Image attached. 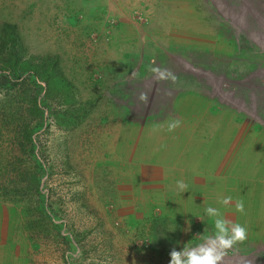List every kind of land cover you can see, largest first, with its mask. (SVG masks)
<instances>
[{"label":"crops","instance_id":"1","mask_svg":"<svg viewBox=\"0 0 264 264\" xmlns=\"http://www.w3.org/2000/svg\"><path fill=\"white\" fill-rule=\"evenodd\" d=\"M214 9L209 0H37V10L76 17L100 39L98 54L107 57L115 89L123 82L118 72L135 73V101L153 89L146 109L136 108L133 99L121 109L120 95L105 96L96 139L103 177L97 189L106 205L117 206L119 233L132 237L122 243L132 264H171L167 249L181 252L203 242L214 233L207 207L247 227V239L235 246L243 255L256 245L264 248V124L226 108L188 73H250L262 66L264 50L232 33ZM153 60L178 81L154 80L148 71ZM172 118L182 125L168 132ZM154 124L161 130L154 132ZM180 180L188 186L184 193L177 189ZM225 197H232L227 206L220 203ZM237 200L245 214L236 211Z\"/></svg>","mask_w":264,"mask_h":264},{"label":"rangeland","instance_id":"2","mask_svg":"<svg viewBox=\"0 0 264 264\" xmlns=\"http://www.w3.org/2000/svg\"><path fill=\"white\" fill-rule=\"evenodd\" d=\"M209 1L232 33L264 50V0ZM45 11L37 0H0V264H132L122 244L131 236L119 233L123 218L97 189L103 177L96 139L104 97L120 95L116 105L131 106L135 75L116 73L123 82L115 89L107 57L98 54L100 39L78 18ZM260 59L250 73H188L226 108L264 124ZM263 257L262 246L248 255L234 248L223 264H264Z\"/></svg>","mask_w":264,"mask_h":264},{"label":"clouds","instance_id":"3","mask_svg":"<svg viewBox=\"0 0 264 264\" xmlns=\"http://www.w3.org/2000/svg\"><path fill=\"white\" fill-rule=\"evenodd\" d=\"M148 71L153 74V78L157 82L170 81L175 84L178 81L175 73L167 68L157 66L155 60L148 66ZM138 99L146 106L149 100L148 93L140 92ZM181 125L182 121L180 119L172 118L167 122V131L174 132ZM161 128L162 125L160 124L153 125L154 132L161 130ZM187 187L184 181H177V189L180 193L186 192ZM231 201L232 197H225L220 203L227 206ZM235 209L237 212L245 214L243 200L235 202ZM205 212L210 218H214V233L205 235L203 242L195 246H185L181 252L173 250L171 252V264H223L224 257L228 251L233 250L236 245L243 243L247 239L248 229L246 226L224 219L218 208L207 207ZM187 230L185 229V231Z\"/></svg>","mask_w":264,"mask_h":264},{"label":"trees","instance_id":"4","mask_svg":"<svg viewBox=\"0 0 264 264\" xmlns=\"http://www.w3.org/2000/svg\"><path fill=\"white\" fill-rule=\"evenodd\" d=\"M226 7H230V6H228V5H226ZM230 9V8H229ZM231 9H232V15L234 14V15H236V14H238V12H237V7H231ZM245 13V12H244ZM233 15V16H234ZM236 18H239L238 16H236ZM235 18V19H236ZM236 21H238V19L236 20Z\"/></svg>","mask_w":264,"mask_h":264}]
</instances>
